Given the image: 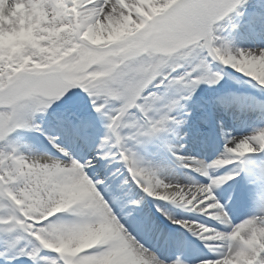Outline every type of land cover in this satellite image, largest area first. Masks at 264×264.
<instances>
[{
	"label": "snow or ice",
	"instance_id": "1",
	"mask_svg": "<svg viewBox=\"0 0 264 264\" xmlns=\"http://www.w3.org/2000/svg\"><path fill=\"white\" fill-rule=\"evenodd\" d=\"M247 4L0 0L6 264L9 255L34 264H264V160L253 159L264 154V128L228 135L212 160L168 140L208 138L211 117L201 113V125L189 126L195 110L186 102L202 84H219L225 69L264 87V47H234L216 30ZM27 133L39 134L37 143H25ZM157 141L187 170L183 178L142 154ZM242 174L255 211L237 223L217 189ZM137 190L158 216L140 215ZM241 195L233 189L232 203Z\"/></svg>",
	"mask_w": 264,
	"mask_h": 264
},
{
	"label": "bare ground",
	"instance_id": "2",
	"mask_svg": "<svg viewBox=\"0 0 264 264\" xmlns=\"http://www.w3.org/2000/svg\"><path fill=\"white\" fill-rule=\"evenodd\" d=\"M262 1L263 0H248V5H251L255 8V6L261 4ZM251 11H256V9H252V10L250 9V11L248 10V13H250ZM235 15L236 14H232L231 18H225L224 20L218 22V25L216 28L217 34L219 36L224 34V39H226V37H227L226 40L231 42V44L234 47L242 45L241 48H253V49H255L257 44L259 46H261V45L263 46L264 45V13H261V15L259 14V16L253 17L255 24H256V29H258V31L261 34V37H263V39L261 38L260 41L258 40V42H257V40L254 37L253 39L255 41H251L252 44L250 43V40H249V38H251V35H249L250 34L249 31L243 32V34H246V37L244 38V36L242 34H240L239 31L237 29H235L233 26H231L229 28V26H228L229 23H232V25H233ZM227 26H228V30H227ZM218 67H221V66L218 65ZM245 81H250L251 83H249V84H254V88L253 87H250V88L247 87V89H245V88L240 89V88H238V85L235 84L236 82L243 84ZM206 85H207V89L205 90V92H207L206 98H209L210 101H212L214 103V105H213L214 108L217 109V111L216 110L214 111L213 117H214V121H215L214 125L216 127V130H218V135L220 138H219V140L216 141V144L214 143L213 146H210L211 145L210 143L205 144V140L194 141L188 137H186L184 139H180L174 135H170V136H172L171 137L172 140L170 141L172 144H175L177 146L181 145V144L186 145V147L182 150L184 154L188 153L187 152L188 149H192L189 146H197V145L198 146L207 145L206 150L203 154V155H207V157H209L211 154L217 153L218 151H219V153L222 152L223 150L221 151V148H219V141L221 140L222 142L225 143V139L228 135L235 136V134L237 132L236 131L237 127H236L234 122H235V120H237L239 118L241 119V126H244V127H241V129L245 128L247 131L254 132V130L256 131V130H259L261 128H264V126L262 127V124H261L262 121L259 119H258V121H256V124L254 125L253 128L249 126V124H250L249 122L252 121L253 116L257 117V118H261V119L264 118V95H263V93H260L259 90H256L253 92L251 91V90H255L259 87H261L260 89H264V87L260 86L257 82H255L251 78L245 76L244 74H240L238 72H235L232 70H227V69L224 70L223 79L220 81L219 84H216V85L206 84ZM242 86H244V85H242ZM256 86H258V87H256ZM199 93H201V90H200V92L196 93V95L193 96L191 101L186 102V106H187V109L189 112H193V110H195L194 115L192 117V121H191L189 126H196V125L198 126L202 123V121L200 119L201 116L195 117L196 115H199V114H195L197 109L193 108V105L195 104L194 101L198 100L200 97H203V95H201ZM192 102H194V103H192ZM221 114L224 115L226 118L221 119ZM183 133H184V129L182 128L180 130V136H183ZM214 134H215V132H211L210 138ZM216 134H217V131H216ZM238 136H243V135H238ZM26 143L31 144L34 142L27 141ZM49 148H50V146H49ZM153 153L154 152L152 149V144H150L149 146H147V148L145 150H143L142 154L145 156V158L155 161V155ZM200 153H201V151L198 150V154H200ZM166 154H167V152H166ZM191 154L193 155L192 152H191ZM171 165L175 166L176 164L171 163ZM175 170H176L178 176H180L181 178H183L187 173V170L179 168V167H175ZM241 176H243V174ZM197 179H200V178H197ZM139 196L145 197L144 205L140 209V215H142V216L150 215L151 211L149 210V205H152V206L157 208L158 207L157 204L153 202L151 197H147L144 193H140L137 190V198H139ZM251 197H252V194L249 193V195H248L249 201L246 203L247 207L245 209L239 210V212L241 213V215H238L239 217L250 216L251 214L254 213L255 206L252 202ZM160 203H166V202H160ZM169 207L173 208L172 205H169ZM175 210L179 211V209H175ZM184 215L186 218H189L192 216L191 213H187V212H185ZM154 234L155 233H147V232L143 233L146 241L151 246L156 248L157 247V245H156L157 241L154 237L155 236ZM189 235H191V234L189 233ZM192 239L195 240L196 237H192ZM162 255H167V253L164 252Z\"/></svg>",
	"mask_w": 264,
	"mask_h": 264
},
{
	"label": "rangeland",
	"instance_id": "3",
	"mask_svg": "<svg viewBox=\"0 0 264 264\" xmlns=\"http://www.w3.org/2000/svg\"><path fill=\"white\" fill-rule=\"evenodd\" d=\"M262 4V3H261ZM259 5H256V8L259 7ZM250 8H254L253 6L251 5H248L243 8L241 11H245L247 9H250ZM237 19V24H239V27L237 28H242V29H245L244 26L245 24H243V15L242 16H237L235 15L234 17V20ZM232 23H229V25H231ZM228 25V26H229ZM228 26H227V30H228ZM222 38H224V34L223 35H220ZM244 38L246 37V34H243ZM263 39V37H261ZM227 39V37H226ZM225 39V40H226ZM261 47H264V45L262 46H259L258 44L256 45V48H261ZM237 48H241L240 45L237 46ZM222 67V66H221ZM224 75V71L222 73ZM251 83L250 81H245L243 84L241 83H238L236 82L235 84L238 85V88L242 87V88H245L247 89L250 88V87H253L254 88V84H249ZM244 85V86H242ZM258 87V86H256ZM261 87L255 89V90H251L252 92L253 91H256V90H259L260 93H263L264 95V89H260ZM207 89V85L206 84H202L200 86V88L198 89L197 93L200 92L201 90V95H203V97H200L198 100L194 101L195 104L193 105V108L197 109L196 113L195 114H199V115H196L195 117H198V116H201V113H204V114H207V115H211L212 114V110L213 111H217L216 108L211 107V103L208 101V99L206 98L207 97V92H205V90ZM196 95V94H195ZM192 102V103H194ZM191 104V103H190ZM223 115L221 114V119H223ZM225 118V117H224ZM258 119H260L262 121L261 124L264 125V118L261 119V118H257V120H255V122L251 123L250 127H254V125L256 124V121H258ZM236 127H237V132L235 134V136H238V135H248V134H251L252 131H247L245 128H242L241 127H244V126H241V124H235ZM206 127H209V125H207ZM247 127V126H246ZM263 127V126H262ZM229 130V129H228ZM227 130V131H228ZM255 131V130H254ZM251 132V133H250ZM26 135V140H25V143L27 141H31V142H34V143H37L36 141V136H38V134L36 135L35 133H27L25 134ZM233 136V135H232ZM168 140L171 141V137L169 136L168 137ZM208 142V140H207ZM221 144V142L219 143V145ZM224 143L221 144V146H219L221 148V151L223 149V145ZM152 149H153V154L155 155V161H160V160H163L165 162H167L169 164V162H172L171 160V155L169 153L168 155V152L167 154L164 152V151H167L166 149L163 148V146L160 144V142H155L152 144ZM197 149L199 150V147H194V151L195 153H197ZM220 150V149H219ZM219 154V151L215 154H213L212 156H210L209 159L207 160H212L214 159L217 155ZM196 155V154H194ZM253 159L256 160V161H261V160H264V154H259V155H254L253 156ZM172 166V165H171ZM174 167V166H173ZM175 168V167H174ZM199 177V176H197ZM201 178V177H199ZM203 179V178H202ZM249 187L251 188V186L249 185ZM218 192H224V189H223V186H221L219 189H217ZM226 193V192H225ZM228 194V193H226ZM229 197L227 200H224L223 202L226 203V204H230L231 208H232V214L233 216L235 217V222H240L243 218H247L248 216H245V217H239L238 215H241V213L238 211V204L236 205V202L235 203H232V195L228 194ZM252 199V198H251ZM246 205V203L244 202V206ZM174 226V225H173ZM172 226V227H173ZM42 255L44 256H55L56 254L55 253H51V252H45V253H42ZM25 259V260H24ZM34 264V262L27 256H13V255H9L8 258H7V264ZM0 264H6L5 260L3 257H0Z\"/></svg>",
	"mask_w": 264,
	"mask_h": 264
}]
</instances>
